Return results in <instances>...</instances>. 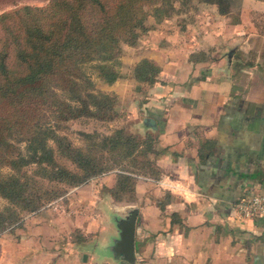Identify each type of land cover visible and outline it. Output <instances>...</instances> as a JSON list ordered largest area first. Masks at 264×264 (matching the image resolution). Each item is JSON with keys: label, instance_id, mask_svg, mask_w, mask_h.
<instances>
[{"label": "crops", "instance_id": "crops-1", "mask_svg": "<svg viewBox=\"0 0 264 264\" xmlns=\"http://www.w3.org/2000/svg\"><path fill=\"white\" fill-rule=\"evenodd\" d=\"M145 34L135 62L152 58L161 71L140 89L128 74L131 113L141 134L142 118L156 119L162 173L139 175L132 199L112 198L138 204L131 264H264V214L241 218L235 209L264 193V0H240L227 14L195 1V22H161ZM123 77L108 84L119 96ZM50 205L0 233V264H57ZM98 254L58 264H120Z\"/></svg>", "mask_w": 264, "mask_h": 264}, {"label": "trees", "instance_id": "trees-1", "mask_svg": "<svg viewBox=\"0 0 264 264\" xmlns=\"http://www.w3.org/2000/svg\"><path fill=\"white\" fill-rule=\"evenodd\" d=\"M2 1L11 6L0 12V233L108 172L114 174L111 195L132 199L139 175L161 176L156 135L119 126L102 135L79 131L82 143L76 144L62 130L69 120L116 115V93L98 88L96 80L112 84L124 76L122 44L136 46L181 10L174 0ZM196 1L227 14L240 0ZM160 71L144 56L129 75L140 89Z\"/></svg>", "mask_w": 264, "mask_h": 264}, {"label": "rangeland", "instance_id": "rangeland-1", "mask_svg": "<svg viewBox=\"0 0 264 264\" xmlns=\"http://www.w3.org/2000/svg\"><path fill=\"white\" fill-rule=\"evenodd\" d=\"M195 1L196 0H174L173 3L176 8L181 11L173 13L168 20L163 22L167 23L170 21L173 22V24H179L180 26L181 24L186 26L187 23L195 22ZM24 2L43 4L47 2V0L17 1V3ZM4 3L5 1L0 0V12L11 6L10 4ZM152 22L153 17L150 15L147 19V23ZM147 35L148 34L142 35L136 46H129L125 43L122 44V70L125 75L122 79V84L115 88L119 91L120 96L111 89V85H108L99 79L96 80L98 88L108 92H114L118 95V100L115 106L116 115H114L112 119L106 121L96 120L89 117L69 120L62 132L66 133L74 143H82L79 131L95 132L102 135L110 133L115 127L124 126L127 132L139 133V126L136 125L137 120L135 122V120L132 119L131 108L133 107L135 97L133 94H129L130 89H132L133 86V81L128 74L130 73L135 59L142 52L140 50L148 37ZM140 94L143 93L140 92ZM3 169L6 170L8 168L3 167ZM113 178V172L93 176L85 185L82 184L78 187H71L67 192L68 194L66 193L63 197L52 201V205L50 206L56 211L55 214L57 218L55 229L57 247L59 248H57L56 251L57 264L58 262L66 263L67 261H81V257L87 260V253H89V256L92 255L94 261H100L98 253L102 255L103 253L101 247H98L96 244L98 223L100 213L103 210L105 211L103 206L108 204L105 201L102 204L103 200H100L101 198L105 199L107 196L114 199L107 188ZM98 201H100L101 204ZM3 203H5V200L0 198V204L2 205ZM28 213H25L23 217ZM140 228L141 226L139 227V230ZM63 246L64 249H66L65 247H68L71 250L70 254L63 252L64 250L60 249Z\"/></svg>", "mask_w": 264, "mask_h": 264}, {"label": "water", "instance_id": "water-1", "mask_svg": "<svg viewBox=\"0 0 264 264\" xmlns=\"http://www.w3.org/2000/svg\"><path fill=\"white\" fill-rule=\"evenodd\" d=\"M141 123L152 134L157 130V121L154 117L145 116ZM102 224H105L100 237L96 240L103 255H110L120 264L135 263V225L138 214L137 203H116L110 197L108 204L103 206ZM105 253V254H104Z\"/></svg>", "mask_w": 264, "mask_h": 264}, {"label": "built area", "instance_id": "built-area-1", "mask_svg": "<svg viewBox=\"0 0 264 264\" xmlns=\"http://www.w3.org/2000/svg\"><path fill=\"white\" fill-rule=\"evenodd\" d=\"M241 218H250L264 214V193L241 197L235 204Z\"/></svg>", "mask_w": 264, "mask_h": 264}]
</instances>
